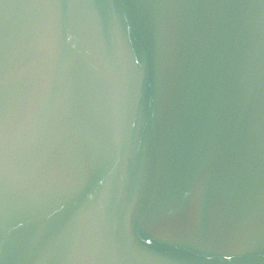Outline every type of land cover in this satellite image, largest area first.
<instances>
[{
    "label": "water",
    "instance_id": "water-1",
    "mask_svg": "<svg viewBox=\"0 0 264 264\" xmlns=\"http://www.w3.org/2000/svg\"><path fill=\"white\" fill-rule=\"evenodd\" d=\"M0 264H264V0H0Z\"/></svg>",
    "mask_w": 264,
    "mask_h": 264
}]
</instances>
